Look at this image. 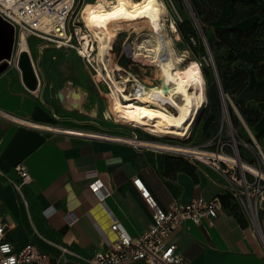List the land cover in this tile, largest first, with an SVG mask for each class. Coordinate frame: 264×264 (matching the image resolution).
<instances>
[{
    "label": "crops",
    "instance_id": "0c3cea01",
    "mask_svg": "<svg viewBox=\"0 0 264 264\" xmlns=\"http://www.w3.org/2000/svg\"><path fill=\"white\" fill-rule=\"evenodd\" d=\"M186 1L195 10L200 8L202 25L215 29L227 25L246 30L258 18L252 14L226 23L238 0H218V7L215 0ZM254 1L264 9V0ZM210 13L215 16L206 21ZM31 37H27V53L36 88L30 90L22 81L16 65L15 54L20 51L16 43L8 67L0 73V112L5 116L0 117V219L8 242L16 248L33 243L53 257L64 247L70 253L69 260L83 261L106 251L116 240L113 219L137 237L153 223L152 209L133 184L139 179L163 210L175 201L224 196L225 204L216 219L204 220L199 226L186 221L168 236L189 264H264V222L258 235L247 221L240 224L227 203L229 197L234 200L226 191V186L233 184L231 169L215 171L220 179L192 160L182 164L184 159L171 152L127 144L123 138L129 136L104 133L107 139L88 137L100 132L76 127L69 122V114L76 111L91 124L113 121L109 109L101 112L99 108V86L94 80V91L77 82L74 75L84 74L83 67L38 64L36 57L40 55L31 49ZM61 50L66 57L82 61L72 50ZM236 57L247 65L249 86L264 82L251 64L264 63V55L243 50ZM17 164L29 175V182L20 191L4 177L18 181ZM98 186L108 193L102 202L96 193Z\"/></svg>",
    "mask_w": 264,
    "mask_h": 264
},
{
    "label": "bare ground",
    "instance_id": "6f19581e",
    "mask_svg": "<svg viewBox=\"0 0 264 264\" xmlns=\"http://www.w3.org/2000/svg\"><path fill=\"white\" fill-rule=\"evenodd\" d=\"M99 1L101 2L97 7L98 2H84L81 8L82 21L94 42L92 67L106 83L113 107L120 113L132 116L149 129L136 126V130L155 138L144 140L129 136L123 138L125 142L183 153L193 159L213 158L229 166H236L244 178L245 174H249L264 180V172L251 164L237 161L234 156L201 150L187 144L166 142L170 139L187 141L185 139L208 104L206 82L199 67L182 66V57L185 55L178 54L173 44L177 28L174 21L168 18L169 9L166 3L163 0ZM120 9L123 11L120 12ZM113 12H117L121 18H107ZM122 34H126L132 41L133 58L130 60L154 68L159 80L157 84H146L138 80L119 62L113 60L112 50H115L116 40ZM17 47L20 51L28 52L27 37L24 34L19 36ZM87 136L95 139L109 137L96 133ZM250 212L253 224L258 230L255 209L251 208Z\"/></svg>",
    "mask_w": 264,
    "mask_h": 264
},
{
    "label": "built area",
    "instance_id": "2783aa9c",
    "mask_svg": "<svg viewBox=\"0 0 264 264\" xmlns=\"http://www.w3.org/2000/svg\"><path fill=\"white\" fill-rule=\"evenodd\" d=\"M84 2L85 0H0V18L13 27L15 39L18 40L19 36L24 34L26 37L51 40L57 48L72 50L78 58L92 66L95 54L92 48L94 42L82 21L81 8ZM173 21L177 27V21ZM119 57L133 58L132 41L127 39L121 44ZM209 62L213 66V60L210 59ZM2 116L4 115L0 112V117ZM218 169L215 170L219 171ZM227 170L228 168L221 169V173H226ZM14 171L19 176L18 181L4 177L17 191H20L21 187L29 182V175L22 164L15 165ZM230 178L233 184H228L226 191L244 206L246 204L243 196L247 195L249 210L255 209L257 218L258 208L264 211L261 207V203H264V188L255 186V181L248 183L242 176L237 178L235 172ZM133 184L153 211V223L139 236H130L119 222L113 219L111 229L116 234V240L109 248L103 252H96L83 261H71L67 258L70 253L64 247H59V254L55 257L40 250L33 243L14 247L5 239V227L0 219V264H121L124 261L141 264H189L179 252L177 245L169 242L167 238L174 229L182 226L186 221L199 226L204 220L216 219L222 210L221 200L218 197L206 200L198 196L187 203L175 201L168 209L163 210L139 179H134ZM247 188L253 193L246 194ZM96 193L101 202L108 195L101 186L96 188ZM255 195L259 197L253 206L250 197Z\"/></svg>",
    "mask_w": 264,
    "mask_h": 264
},
{
    "label": "rangeland",
    "instance_id": "374dc122",
    "mask_svg": "<svg viewBox=\"0 0 264 264\" xmlns=\"http://www.w3.org/2000/svg\"><path fill=\"white\" fill-rule=\"evenodd\" d=\"M96 0H89L85 2L93 3ZM169 9V16L172 20L177 21V25H181L184 27L183 35H181L180 31L177 32L176 37H173V44L178 54H184L182 58L184 59L182 66L185 68H192L198 66L201 74L203 75V68H208L212 70V65L210 64L209 56L207 54V50L202 41V36L192 18L189 7L185 0H163ZM101 1H98L96 7ZM193 11H200V8L197 7L196 10L193 6L190 5ZM204 16L196 17L199 25L202 23L200 21L203 20ZM189 21L187 25L186 22ZM174 24V23H173ZM175 25V24H174ZM176 27V25H175ZM177 28V27H176ZM207 35L211 37L214 34L215 27L206 26ZM178 29V28H177ZM138 34V33H137ZM141 36V35H139ZM130 41V38L126 34H122L116 40L115 50H112V58L116 62H119L128 72H131L132 75L136 76V78L146 84H157L158 78L155 74L154 68L149 66H142L139 62H132L130 59H126L124 57H119L120 46L126 41ZM206 39V37H205ZM18 40L15 39V43L17 47ZM29 45L34 52H38L36 57V61L40 65L53 66V65H67V66H79L85 69V73L75 74L74 77L77 78V82L83 84L84 87L92 88L95 91L94 80L99 86V99H100V110L103 112L106 109H109L112 113L113 121H97L98 124H91L90 119L86 116H81L76 111H71L69 114V122L74 124L76 127L85 129L86 131H97L100 134L108 133L113 135L120 136H136L139 139L144 140H155V138L149 137L144 133L136 130L137 128L148 129L146 126L139 123L132 116H128L126 114L118 112L113 107V102L111 100L112 96L110 91L103 82L101 76L94 71V68L86 62H82L79 59L66 57L64 51L56 48L55 43L49 42L47 40H39L37 38L31 37L29 38ZM18 49V47H17ZM215 57L217 58L219 64L222 67V70H227V68H233L236 66H247L245 64H241L238 62H229V53L225 47L216 46L214 50ZM52 55V56H50ZM115 55V56H113ZM212 58L213 54L211 52ZM116 59V60H115ZM214 60V59H213ZM197 63V64H196ZM93 64V63H92ZM194 64V65H193ZM196 64V65H195ZM94 65V64H93ZM92 74L94 79L92 78ZM230 72H227L229 75ZM124 75H127L124 73ZM213 75V70H212ZM204 76V75H203ZM206 82V95L208 99V105L206 109L202 112L197 124L192 128L190 134L187 136L188 138H181L187 141L178 142L176 139H170L166 142L175 143V144H187L190 146H194L198 149L210 151L214 153H224L230 156H234L235 150L237 151L240 160L249 164L252 162V166L264 172V103H255L253 105V114L248 116L249 119H253V117L258 113H262V117L260 118V123H256L255 125H249L246 123L244 117L240 114L239 108L236 106L234 99H232L229 95H227L228 103V118L230 120L231 126L228 124L227 116L222 106L220 104L219 96L214 95V90L210 89L209 79L205 78ZM131 85V83H129ZM257 87V86H256ZM91 89V90H92ZM231 109L233 115L238 119L241 124V127L235 129L232 123V116L229 112ZM214 118V120H212ZM106 122V123H105ZM262 124V126H260ZM149 130V129H148ZM156 133V132H154ZM235 140V144L233 142ZM164 139H162L163 141ZM250 141V142H248ZM174 155L179 156L182 160V164L186 163L185 161L192 160L196 165L200 166L204 170L214 173L217 177L221 179V176L216 174L215 170L218 165L220 168L218 169L219 173L221 169L228 168L230 169L232 166L228 164H224L219 162L213 158H203L197 157V159H193L185 154L181 153H173ZM234 170L230 172L233 174L235 172L237 178H241V173L239 168L236 166L232 167ZM245 178L248 183H252L255 181V186L258 185L260 189L264 188V180L259 179L258 177L251 176L249 174H245ZM254 186V185H253ZM246 192V191H245ZM253 193L250 188H247L248 193ZM246 196H243V200L246 206L242 205L240 201L237 199L230 200L229 204L231 209L234 212L242 215L244 221H247L250 227L257 232L256 227L253 226L251 220V213L248 207ZM259 196L250 197V202L253 206H255V201ZM259 205V204H258ZM261 207L264 208V203H261ZM264 211L259 210L258 208V223L261 226V223L264 222ZM258 234V232H257ZM259 235V234H258Z\"/></svg>",
    "mask_w": 264,
    "mask_h": 264
},
{
    "label": "trees",
    "instance_id": "16d2710c",
    "mask_svg": "<svg viewBox=\"0 0 264 264\" xmlns=\"http://www.w3.org/2000/svg\"><path fill=\"white\" fill-rule=\"evenodd\" d=\"M215 1H216L215 5H217V7L220 6L219 1L218 0ZM252 14H258V18L254 22V24L246 30L229 28V26L226 25L224 26V29H215L214 34L211 37H209L207 35L206 26L201 25L210 52H212L213 54L212 59H214L213 62L217 70L219 82L221 85L222 93L226 101V104L228 103V99L226 96L229 95L232 99H234L236 106L239 108L240 114L244 117L246 123H248L249 125H255L256 123L259 122L260 118L262 117L261 112H258L253 117V119H249L248 116L254 113L253 105L255 103L264 102V82L260 83L257 87L249 86L248 73H247L248 68L246 66L243 67L238 65L230 69L227 68V70H222L221 65L219 64L217 58L215 57L214 50L216 46L225 47L229 53L228 60L229 62L232 63L234 62L241 63L238 61L236 54L243 50H252L256 54L264 55V9H259L257 3L254 0L235 1L232 7V14L230 18L226 19V23L227 21L228 22L233 21L241 18L242 16H247ZM198 15H199V11L198 14L197 12L195 13L196 17ZM214 16L215 13H210L205 20L208 21L210 20V18ZM186 24L188 25L189 21L186 22ZM177 28L178 31H180L181 35H183L184 27L181 25H177ZM251 64H252V69H254L256 72L257 78L261 79L262 77H264V63L252 62ZM212 70L208 68H203V75L205 78L209 79L210 89L214 90V95L219 96L216 79L214 77V73L212 75ZM227 72H230V74L227 75ZM206 107L204 108V110L206 109ZM229 112L232 116V123L234 125V128L237 129L241 127L240 122L233 115L231 109H229ZM212 120H214V118H212ZM249 164H252V162H249ZM223 199L224 196L220 197L222 206L223 204H225ZM227 203H229L228 200ZM231 210L233 211V209ZM234 213L236 214V217L238 218L240 224L244 226L245 221L242 215L236 212Z\"/></svg>",
    "mask_w": 264,
    "mask_h": 264
},
{
    "label": "water",
    "instance_id": "95a60500",
    "mask_svg": "<svg viewBox=\"0 0 264 264\" xmlns=\"http://www.w3.org/2000/svg\"><path fill=\"white\" fill-rule=\"evenodd\" d=\"M187 5H188V3H187ZM188 7H189L190 13L192 15V18L194 19V22H195V24H196V26H197V28H198L201 36H202V41H203L204 46L207 50V54H208L209 58L211 60H213L210 49H209L208 44H207V41L205 39L204 33H203L202 28L196 19L195 13L192 10V8L190 7V5H188ZM14 43H15V33L13 30V27L11 25H9L8 23L4 22L0 18V73L3 72L8 67V62L12 58ZM15 57H16V65L19 68V70L21 71L22 81H23L24 85L28 89L34 90L37 86V79L35 77V73H34L33 66H32V61L30 59L29 54L26 51H20L17 54H15ZM212 68H213L214 77L216 79V83H217V87H218L220 104L222 106V109L226 113L228 124L231 126L230 120L228 118L227 104H226V101H225L223 93H222L221 85L219 82V78H218V74H217V70L215 68L214 62H213ZM233 142H234L235 147H236V143H235L234 139H233ZM234 157L237 161H240V157H239L236 150H235Z\"/></svg>",
    "mask_w": 264,
    "mask_h": 264
},
{
    "label": "snow or ice",
    "instance_id": "6c2138e0",
    "mask_svg": "<svg viewBox=\"0 0 264 264\" xmlns=\"http://www.w3.org/2000/svg\"><path fill=\"white\" fill-rule=\"evenodd\" d=\"M150 2H151V0H150ZM119 11L122 12L123 9H120ZM107 18L115 19V18H121V17L118 15L117 12H113V13H109ZM124 18H131V17H124ZM93 19H95V17H93Z\"/></svg>",
    "mask_w": 264,
    "mask_h": 264
}]
</instances>
